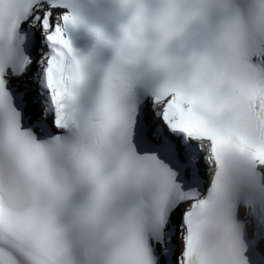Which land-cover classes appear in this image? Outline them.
I'll list each match as a JSON object with an SVG mask.
<instances>
[{
	"label": "snow or ice",
	"instance_id": "snow-or-ice-1",
	"mask_svg": "<svg viewBox=\"0 0 264 264\" xmlns=\"http://www.w3.org/2000/svg\"><path fill=\"white\" fill-rule=\"evenodd\" d=\"M116 6L0 0V264H264V0Z\"/></svg>",
	"mask_w": 264,
	"mask_h": 264
}]
</instances>
